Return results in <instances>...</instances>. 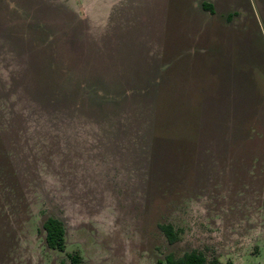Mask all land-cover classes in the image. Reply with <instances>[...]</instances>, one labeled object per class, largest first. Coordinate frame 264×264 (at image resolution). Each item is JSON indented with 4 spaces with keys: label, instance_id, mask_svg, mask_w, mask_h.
I'll return each instance as SVG.
<instances>
[{
    "label": "rangeland",
    "instance_id": "1",
    "mask_svg": "<svg viewBox=\"0 0 264 264\" xmlns=\"http://www.w3.org/2000/svg\"><path fill=\"white\" fill-rule=\"evenodd\" d=\"M140 1L132 14L116 0H0V264H70L72 254L84 264H164L191 250L208 261L264 264V0H155V9ZM165 16L176 31L205 37L187 50L207 47L211 31L201 29H216L218 70L200 71L198 82H210L193 84L188 67L172 84L169 119L184 141L170 146L171 176L136 210H96L54 168L51 38L85 22L99 32L105 22L119 29L139 17L152 26ZM82 85L60 84L61 101L64 86L79 97ZM80 103L73 98V112ZM49 216L64 222L63 251L46 246ZM161 224L172 226L173 243Z\"/></svg>",
    "mask_w": 264,
    "mask_h": 264
},
{
    "label": "crops",
    "instance_id": "2",
    "mask_svg": "<svg viewBox=\"0 0 264 264\" xmlns=\"http://www.w3.org/2000/svg\"><path fill=\"white\" fill-rule=\"evenodd\" d=\"M142 3L116 0L115 7L125 6L136 14ZM159 3L152 0V8ZM203 3L210 5L212 12L201 5L202 9L213 13L212 4ZM134 18L123 19L119 29L105 22L99 32L90 30L85 22L74 32L56 33L51 38L52 84L58 96L54 168L57 162L59 179H65L72 191L74 186L76 200L93 202L92 207L100 211L136 210L152 192V185L171 176L172 168L167 169L170 146L174 151L179 147L174 140L179 130L172 128L169 119L172 84H182L188 67L191 82H198L200 71L214 73L221 54L219 45L214 51L211 41L216 29L202 27L207 36L211 31L203 49L205 37L199 32L191 36L176 31L170 16L162 23L152 20V26L146 18ZM190 23L204 24L202 20ZM189 42L192 47L203 46L187 50ZM60 84H83L81 96L64 86L61 101ZM73 98L75 103L81 102L74 112Z\"/></svg>",
    "mask_w": 264,
    "mask_h": 264
},
{
    "label": "trees",
    "instance_id": "3",
    "mask_svg": "<svg viewBox=\"0 0 264 264\" xmlns=\"http://www.w3.org/2000/svg\"><path fill=\"white\" fill-rule=\"evenodd\" d=\"M202 6L204 9L212 12V7L207 3H203ZM42 228L45 231L46 246L49 249L63 251L65 248V230L62 221L58 218L49 216L42 223ZM159 228L164 233L169 243H173L176 240L172 226L169 224H161ZM69 261L70 264H84L78 254L70 255ZM157 264H162V262L157 260ZM164 264H230V262L222 263L216 257L208 261L202 252L198 250H191L183 253L180 257L167 255L165 257Z\"/></svg>",
    "mask_w": 264,
    "mask_h": 264
}]
</instances>
